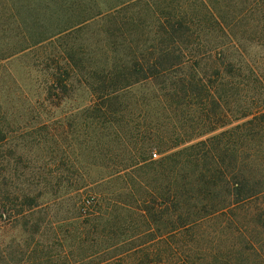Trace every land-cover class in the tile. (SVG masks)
I'll return each instance as SVG.
<instances>
[{
    "label": "trees",
    "instance_id": "16d2710c",
    "mask_svg": "<svg viewBox=\"0 0 264 264\" xmlns=\"http://www.w3.org/2000/svg\"><path fill=\"white\" fill-rule=\"evenodd\" d=\"M3 10L11 15L0 27H15L18 42L0 59L57 43L45 66L53 71L44 102L59 107L86 88L84 115L97 121L101 166H113L111 176L155 172L128 184L139 192L130 201L138 211L123 219L102 197L94 213L82 208L75 216L80 229H64L60 244H41V227L53 220L42 198L51 191L63 205L59 188L82 176L55 155L63 152L59 142L51 157L33 154L27 163L18 144L6 152L10 124L0 109V219L22 223L29 236L24 250L0 242V264H121L157 240L172 252L170 240L192 247L208 236L221 244L229 238L213 264H228L225 256L257 264L264 251V54L255 49L264 52V0H16ZM98 19L100 29L86 38L81 31ZM68 241L65 255L55 252ZM183 255L180 264H189ZM150 256L143 251L136 264H154Z\"/></svg>",
    "mask_w": 264,
    "mask_h": 264
},
{
    "label": "rangeland",
    "instance_id": "374dc122",
    "mask_svg": "<svg viewBox=\"0 0 264 264\" xmlns=\"http://www.w3.org/2000/svg\"><path fill=\"white\" fill-rule=\"evenodd\" d=\"M14 1L16 0H0V25L5 15H11L3 8L10 9ZM102 22L98 19L91 26L82 30V34H85L86 38L89 37V31L99 30ZM11 28L12 31L10 30L7 33L0 27V55L10 52L18 42V37L15 36L16 28L13 26ZM97 37L95 35L91 38V44L97 42ZM56 44L55 42L46 44L22 55L0 59V109L6 123L10 124L8 126L10 134L5 144L6 152L11 148V143L13 145L18 144L16 153L22 154L24 162L27 163L28 158H32L33 154L45 153L46 156L51 157L52 150L56 147L55 142H59L63 152L59 149L55 155L58 158L64 157L69 160L72 168H77L82 176L78 179L76 186H68L67 183H63L59 188V196L65 199L63 205L59 204L51 191L42 198V202H48L46 212L49 213L50 217L52 216L53 220L48 225L44 224L41 227L40 236H37L38 239H36L41 244H60L64 241L62 239H65L64 237L68 235L64 232V229L75 228L78 224L80 229L81 220H78L75 216L80 215V211L82 214L85 213L82 208L87 211L83 215L90 212L94 213L102 197L111 200V203L117 206L115 213L121 215L123 219L126 218L130 213L129 209H136V206L131 204V199L135 197V194L139 195V192L129 188L128 184L133 181L153 179V172H155L146 169L131 172L127 175L111 176L113 166H101L102 160L95 154L99 147L98 138L94 133L97 132L94 129L97 121H87L84 115L85 108L89 106L91 100L90 93L86 88H78L59 107L44 102L46 96L44 80L53 71L51 68L46 69L45 66L50 54L56 51L59 52ZM255 52L259 55L264 54L260 48L255 49ZM259 66L260 71H264L263 56L259 58ZM89 122L91 127L87 128ZM45 123H48L46 128L40 130L41 125ZM61 133L65 134V138ZM52 134L58 136V138H53ZM35 137L39 141L38 145L33 143L32 145L30 142ZM85 138L87 142L83 144ZM107 140L109 143L107 144L111 146L112 143H110L109 138ZM86 146L88 148H85ZM115 146L116 143L114 142L111 146L114 149L112 152L116 151ZM138 149L140 154L139 146ZM153 151L157 153L156 157L153 155V159L159 160L163 156L158 149ZM128 153L131 152L124 153V157H129ZM106 163L108 164L109 161H106ZM52 167L53 165L48 166L47 169ZM136 211L138 210L136 209ZM90 217L92 216H86V218ZM43 231H45L44 234H42ZM28 237L22 223L6 218L0 219V242L2 247L18 243L19 247L24 250ZM226 239L229 238H223L221 244L218 238L208 236L194 242V245L192 243V247H189L191 244L188 241L170 240L168 242L174 248L172 252H169L165 242L159 243L161 240H157L155 243L148 245L150 247L144 246L137 255L131 254L121 264H136L138 262L136 257L143 254V251L151 253L150 258L153 259L154 264H180L184 257L183 254L190 255L189 264H213L216 252L223 251L216 250V247L220 244H227ZM68 243L69 241L64 243L62 251L60 246H56L55 252L65 255L68 251ZM158 252L161 253L159 256H163V260L159 263L156 254ZM127 255H130V253ZM218 257L221 258V255H218ZM226 257H223L222 260L231 264V260L228 262ZM254 259L257 264H264V251L259 252ZM116 260L112 264H118ZM71 264L77 263L72 262Z\"/></svg>",
    "mask_w": 264,
    "mask_h": 264
},
{
    "label": "built area",
    "instance_id": "2783aa9c",
    "mask_svg": "<svg viewBox=\"0 0 264 264\" xmlns=\"http://www.w3.org/2000/svg\"><path fill=\"white\" fill-rule=\"evenodd\" d=\"M154 156L156 157V156H157V154H154Z\"/></svg>",
    "mask_w": 264,
    "mask_h": 264
}]
</instances>
